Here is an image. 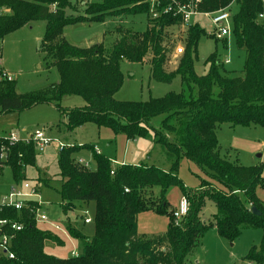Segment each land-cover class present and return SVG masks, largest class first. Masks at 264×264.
I'll return each mask as SVG.
<instances>
[{"label":"trees","instance_id":"obj_1","mask_svg":"<svg viewBox=\"0 0 264 264\" xmlns=\"http://www.w3.org/2000/svg\"><path fill=\"white\" fill-rule=\"evenodd\" d=\"M143 0H91L83 12L75 14L80 2L74 0H0L11 13L0 15V41L3 37L32 20H45L46 28L39 44L44 57L57 67L60 79L40 90L18 93L14 80H0V113L22 111L40 103L54 105L64 115L67 130L86 122L99 127L111 126L115 133L128 138L149 137L160 145L170 163L168 170L154 164H114L90 145H71L60 150V196L63 211L76 203H95V232L89 237L77 233L71 224L72 236L82 243L76 256L57 257L45 251L47 239H57L40 229L31 218L22 219L23 229L14 241L15 257H0V264H198L194 254L204 233L215 227L220 236L233 241L244 228L263 230L262 250L251 248L244 257L256 264L264 259V204L256 194L264 186L263 172L256 166H243L220 154L216 129L218 125H259L264 128V21L261 0H235L233 33L237 46L245 51L243 73L230 76L223 71L216 55L208 58L209 70L204 75L195 72L192 52L205 32L199 24L188 28L185 51L172 71H166L167 59L163 46L167 26L179 20L171 14L149 17V4ZM231 0H202L200 10H217ZM68 10H71L68 13ZM146 13L148 27L143 32L122 31L110 49L103 42L89 46L72 44L63 35L64 28L83 22L103 21L107 15ZM151 52L149 62L152 80L170 83L181 77L182 90L169 92L147 101L117 100L114 95L123 84L121 61L143 62ZM67 95L81 96L82 106L64 107ZM162 116L159 122L155 119ZM62 122L57 124L61 132ZM5 134L0 143L6 142ZM7 143V142H6ZM90 148L96 168L74 163L72 154L80 148ZM11 167L15 181L25 178L24 167L32 163L35 147L32 143L9 145ZM181 157L195 163L205 177L199 186L187 187L178 176ZM113 172V173H112ZM46 184V183H45ZM48 184V183H47ZM176 185L182 197L189 201L186 215L176 220L166 197ZM159 187L155 194L154 187ZM127 189V190H126ZM215 203L216 212L203 220L206 200ZM170 213L168 230L164 234H144L137 229V218L146 208ZM256 207L259 214L252 211ZM25 215V212L23 211ZM21 213L0 207V217L19 220Z\"/></svg>","mask_w":264,"mask_h":264},{"label":"rangeland","instance_id":"obj_2","mask_svg":"<svg viewBox=\"0 0 264 264\" xmlns=\"http://www.w3.org/2000/svg\"><path fill=\"white\" fill-rule=\"evenodd\" d=\"M235 4L233 13L236 12ZM8 8V7H7ZM85 5H78L74 13L83 12ZM4 9L2 14L11 13V9ZM71 10H68L70 13ZM191 23L199 22L204 29L197 47L192 52V60L195 72L204 75L208 72L210 63L208 58L216 55L218 63L223 64V71L230 76H239L243 73L245 63V51L237 46L236 37L230 32L224 39L216 40L209 33L214 30L210 20L205 16H194ZM122 31L132 30L143 32L148 27V15L146 13L128 15H107L103 21L83 22L69 25L64 28L63 35L69 42L77 46H89L96 42H103L106 49H110L120 37ZM46 28L45 20H32L20 28L6 34L0 41L1 63L0 80L2 71L13 77L16 91L28 93L47 87L60 79L57 67L51 59L44 57L40 52L39 44ZM183 34L181 36L180 34ZM175 35H178L175 38ZM188 29L180 30L179 26H167L164 31L163 46L166 52L164 67L166 71H172L178 66L181 57H174L176 47L181 44L186 46ZM151 52L143 62L121 61L123 72V84L115 93L117 100L123 101H147L150 98H159L169 92L182 90L181 77L175 75L170 83L152 80L149 64ZM228 62H225V60ZM84 99L78 95H67L61 105L64 107L82 106ZM162 116L155 119L159 122ZM65 117L52 104L40 103L30 109L0 113V135L15 133L24 136L34 130L45 129L48 135L61 139L65 145H90L96 146L99 152L113 162L129 164H154L165 170L170 168L163 148L155 144L152 136L128 138L123 133H115L111 126L99 127L94 122H86L74 130H67L63 123L61 132L57 131V124L65 122ZM216 135L220 154L222 157L243 166H256L263 172L264 177V128L259 125L221 124L217 126ZM60 146L57 141H52L44 151L35 149L32 163L24 167L25 178L15 181L11 167L8 164L0 170V202L8 193L12 185L23 187L28 182L31 187H37L39 193L36 199L41 202L40 212L46 213L48 220L38 222V227L55 235L57 239L45 241V251L57 257H71L72 251L77 253L82 250V243L72 236L68 225L74 227L77 233L91 237L95 232V203H76L75 208L63 211L60 196V167L58 157ZM74 163L80 159L89 163V169L96 168V160L90 148H80L72 154ZM116 165V163H115ZM178 176L185 186L196 188L200 183V176L205 177L200 168L187 159L181 157ZM46 183V184H45ZM48 183V184H47ZM158 194L159 187H154ZM29 191V190H27ZM258 198L264 204V186L256 188ZM166 197L170 203V209L175 210L182 198L178 186H171ZM87 210L91 223H84L83 215ZM216 212L215 203L207 199L202 209L203 220H210ZM170 213H162L155 208H146L137 218V229L144 234H164L168 230ZM54 224H59L63 230H57ZM263 230L261 228H244L233 241L220 236L216 228H209L195 248L194 254L189 256L193 263L198 264H256L244 257L251 248L262 250ZM264 253V249H263ZM264 264V259L263 263Z\"/></svg>","mask_w":264,"mask_h":264},{"label":"built area","instance_id":"obj_3","mask_svg":"<svg viewBox=\"0 0 264 264\" xmlns=\"http://www.w3.org/2000/svg\"><path fill=\"white\" fill-rule=\"evenodd\" d=\"M74 1L80 2L81 5H85L91 0ZM142 2L149 4V17L152 19L158 18L163 14H171L173 17L179 18L178 22L176 24H172L171 26H179L182 32L185 29L187 30L192 24L200 25L199 22L191 23L190 20L194 16H205L210 20L214 30L211 31L209 35L214 37L216 40L224 39L229 35L230 32H233V5L235 4V0H231L230 3L225 7L211 11L200 10L199 5L202 0H143ZM261 2L263 5V11L259 13L258 20L264 21V0H261ZM4 9L7 11V6L0 4V14H2L1 11ZM180 35L183 36V34ZM177 36L178 35H175V38H177ZM183 52L184 45L179 44L176 47L174 57H177ZM1 57L2 54L0 48V63ZM225 62H228V60L226 59ZM2 76L3 78H7L9 80L13 79V77L4 71H2ZM5 137L7 143H0V170L2 166L7 164L10 160L9 145L15 144L19 141L24 143H32L35 149L40 152L44 151L52 141H57L60 146V150L68 146L65 145L61 139L48 135L45 129L34 130L24 136H18L15 133H10L5 135ZM94 150L97 153H100L96 146H94ZM115 163H113V165ZM78 164L89 168V163L85 162L83 159H80ZM38 194L37 187H31L28 182H24L23 187H17L15 184L12 185L9 188L8 193L3 197L2 201L0 202V207L14 209L18 213H21V215L19 220L10 217H0V257L8 259L15 257V252L13 250L14 241L17 238L18 232H20L24 227V221H22V219L27 217L31 218L35 221L36 225H38V222L40 221L48 220L46 213L40 212L41 202L36 199ZM188 209L189 201L186 197H182L178 203V207L173 211L174 218L176 220L181 219L187 214ZM23 211L25 212V215L23 214ZM87 215L88 212L85 210L83 221L84 223H91L92 219ZM54 227L57 230H63L59 224H54ZM76 255H78V253L73 250L72 256Z\"/></svg>","mask_w":264,"mask_h":264},{"label":"water","instance_id":"obj_4","mask_svg":"<svg viewBox=\"0 0 264 264\" xmlns=\"http://www.w3.org/2000/svg\"><path fill=\"white\" fill-rule=\"evenodd\" d=\"M252 211H253V213H255V214H259V212H258V210H257L256 207H252Z\"/></svg>","mask_w":264,"mask_h":264},{"label":"crops","instance_id":"obj_5","mask_svg":"<svg viewBox=\"0 0 264 264\" xmlns=\"http://www.w3.org/2000/svg\"><path fill=\"white\" fill-rule=\"evenodd\" d=\"M65 122H66V120H65ZM62 123H64V122H62ZM58 131V130H57ZM112 161V160H111ZM113 162V161H112ZM113 163H115V162H113ZM117 163V162H116ZM123 163V162H122Z\"/></svg>","mask_w":264,"mask_h":264}]
</instances>
